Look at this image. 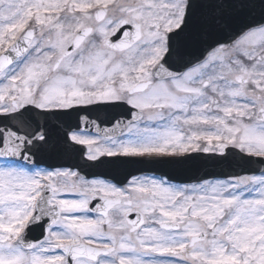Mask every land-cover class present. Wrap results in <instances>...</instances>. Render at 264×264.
<instances>
[{"label": "snow or ice", "instance_id": "6c2138e0", "mask_svg": "<svg viewBox=\"0 0 264 264\" xmlns=\"http://www.w3.org/2000/svg\"><path fill=\"white\" fill-rule=\"evenodd\" d=\"M0 264H264V0H0Z\"/></svg>", "mask_w": 264, "mask_h": 264}, {"label": "water", "instance_id": "95a60500", "mask_svg": "<svg viewBox=\"0 0 264 264\" xmlns=\"http://www.w3.org/2000/svg\"><path fill=\"white\" fill-rule=\"evenodd\" d=\"M107 117L110 119L111 114H108ZM132 168L133 170L136 168H152L157 172H167L175 177L177 181L196 182V178L201 176L213 178L221 176L228 171L238 170V162L236 160L215 162L204 158H194L184 160L182 163L175 165H136L132 166Z\"/></svg>", "mask_w": 264, "mask_h": 264}, {"label": "flooded vegetation", "instance_id": "af4514ba", "mask_svg": "<svg viewBox=\"0 0 264 264\" xmlns=\"http://www.w3.org/2000/svg\"><path fill=\"white\" fill-rule=\"evenodd\" d=\"M104 118H107V116H105Z\"/></svg>", "mask_w": 264, "mask_h": 264}]
</instances>
